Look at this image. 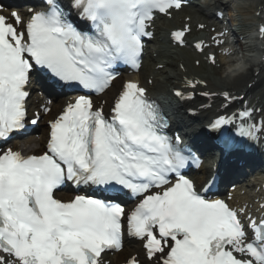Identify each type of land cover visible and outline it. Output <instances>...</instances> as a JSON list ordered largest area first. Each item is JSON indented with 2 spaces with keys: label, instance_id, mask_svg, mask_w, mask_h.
<instances>
[{
  "label": "snow or ice",
  "instance_id": "6c2138e0",
  "mask_svg": "<svg viewBox=\"0 0 264 264\" xmlns=\"http://www.w3.org/2000/svg\"><path fill=\"white\" fill-rule=\"evenodd\" d=\"M189 3L40 0L25 14L8 15L0 8V264H109L107 254L123 251L125 234L143 248V258L130 255L125 264H264V216L257 220L245 208L209 198L212 182L197 189L184 172L190 153L179 136L168 134L167 117L145 86L124 82L108 111L93 98L106 95L120 66L139 69L158 15L171 18ZM190 30H174L170 38L183 46ZM256 31L264 40V22ZM227 35L213 37L217 47ZM194 47L203 51L200 42ZM208 59L215 66V54ZM33 71L84 94L48 120L43 151L26 154L2 145L39 123V113L28 117ZM184 84L207 87L203 80ZM172 94L192 98L179 88ZM222 96L225 112L232 103L240 108L217 115L209 131L223 136L236 125V135L248 140L264 133V108L227 91ZM41 110L51 112L47 104ZM67 184L93 194L56 198ZM125 196L136 201L131 209Z\"/></svg>",
  "mask_w": 264,
  "mask_h": 264
},
{
  "label": "bare ground",
  "instance_id": "6f19581e",
  "mask_svg": "<svg viewBox=\"0 0 264 264\" xmlns=\"http://www.w3.org/2000/svg\"><path fill=\"white\" fill-rule=\"evenodd\" d=\"M228 2H220V1H213L210 0L209 3L206 5H211L212 7H218V6H223V5H228ZM239 10L242 11V15L244 17H241V19H236L235 22L238 23L237 25L241 28L246 27L250 22H251V16L250 15V9H245V6L242 4L238 8ZM245 9V11H243ZM201 8L199 6H191L186 8V11L184 14H186L187 17L190 18V22L194 23L196 20L204 21L206 20V15H200ZM246 16V17H245ZM181 18H184L182 15L180 16ZM248 17V19H247ZM179 17L174 18L172 21H164L163 27L157 26L158 27V32L160 35V38L162 39V42L158 50H160V54L157 58H155V63H152L151 61L149 62L147 59L144 61V66H149V68H142L140 73L135 76V78L139 79L144 85H147L146 79L147 77H151L153 79V85L149 87V92L152 96L159 97L162 96L164 98L168 97L171 95L172 89L176 88L181 84L182 80V75H190L191 80L193 82L198 81V80H203L207 81V87L206 88H197L200 89V91H210V92H234L235 94H239L240 92H243L247 90V85L246 83L250 80L251 78V71H242L239 73H236V71L229 75V76H222V75H216L214 73L215 69L212 68L211 66H208L204 62L200 64L199 67H195L194 65L192 66V60L191 59L192 53L191 49H178V48H172L168 44L167 36L165 35L167 32V29L173 24V22H176ZM264 22V20H262ZM260 24V23H259ZM197 34H201L198 32ZM201 37H210L211 34H203L200 35ZM182 53V56H181ZM178 62H181L184 64L186 68V72L178 69ZM157 64H162L164 67L160 69L157 67ZM148 69V72L144 74V70ZM236 73V74H235ZM235 74V75H234ZM145 76L146 79H145ZM113 86V85H112ZM258 86H255L252 90L251 93L255 94L256 93V88ZM185 89V86H184ZM185 91L190 92L191 89H185ZM248 93V91H247ZM115 87H111L106 95H104V98L109 102L111 99L115 96ZM216 100V99H214ZM197 103H194L196 105ZM250 104H253V102L250 101ZM165 105V104H164ZM264 108V106H263ZM172 114H178L182 115V111H172ZM261 116V115H259ZM205 118L212 119L214 116L212 112L206 111L202 112L201 115H199L200 120ZM209 119L203 120L207 121ZM196 121V120H195ZM199 121V120H198ZM180 127V125H178ZM208 166L207 164H204L202 167V170H207Z\"/></svg>",
  "mask_w": 264,
  "mask_h": 264
}]
</instances>
